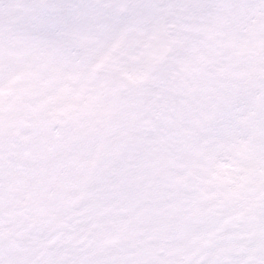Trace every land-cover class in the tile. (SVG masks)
<instances>
[{
	"label": "snow or ice",
	"instance_id": "snow-or-ice-1",
	"mask_svg": "<svg viewBox=\"0 0 264 264\" xmlns=\"http://www.w3.org/2000/svg\"><path fill=\"white\" fill-rule=\"evenodd\" d=\"M0 264H264V0H0Z\"/></svg>",
	"mask_w": 264,
	"mask_h": 264
}]
</instances>
